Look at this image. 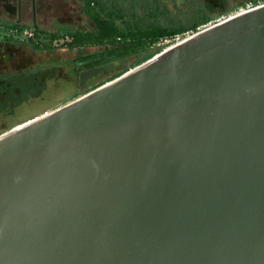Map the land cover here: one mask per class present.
Instances as JSON below:
<instances>
[{
	"label": "water",
	"instance_id": "1",
	"mask_svg": "<svg viewBox=\"0 0 264 264\" xmlns=\"http://www.w3.org/2000/svg\"><path fill=\"white\" fill-rule=\"evenodd\" d=\"M0 264H264V3L0 136Z\"/></svg>",
	"mask_w": 264,
	"mask_h": 264
},
{
	"label": "rangeland",
	"instance_id": "2",
	"mask_svg": "<svg viewBox=\"0 0 264 264\" xmlns=\"http://www.w3.org/2000/svg\"><path fill=\"white\" fill-rule=\"evenodd\" d=\"M205 1L208 4L212 3L210 6L215 10L211 13L213 19L202 28L264 3V0ZM147 2H150L157 11L171 12L174 15L186 9V0H147ZM218 3L229 8H218ZM87 4L86 0H0V20L17 21L28 28L37 25L49 33L88 29L93 25V15L100 14L101 10H99L100 6L97 7V4L92 3L93 8L90 10ZM2 33L14 34L15 37L25 39L30 35L31 30L17 33L3 29ZM184 36L188 37L189 34ZM184 36L178 35L160 44L171 46L184 39ZM99 50H101L99 47L74 49L59 47L51 51L39 52L32 50L26 43L13 42L8 45L1 42L0 75H13L0 83V91L22 92L20 95H12L10 102H20L23 96L28 97L19 105L0 109V136L77 99L83 92L116 74L129 63V61L116 62L92 69L82 66V70H77L81 65L76 61L77 57ZM22 71L29 73H16Z\"/></svg>",
	"mask_w": 264,
	"mask_h": 264
},
{
	"label": "trees",
	"instance_id": "3",
	"mask_svg": "<svg viewBox=\"0 0 264 264\" xmlns=\"http://www.w3.org/2000/svg\"><path fill=\"white\" fill-rule=\"evenodd\" d=\"M86 1L90 10L93 8L91 3L97 4V7L100 6L99 10H101L100 14L93 13V25L88 29L49 33L37 25L28 28L17 21L5 22L0 20V43H8V45L13 42L17 44L26 43L32 50L39 52L51 51L59 47L70 49L101 48L99 51L77 57L76 61L81 63L77 70L129 61L119 72L101 80L93 88L83 92L82 95H84L162 52L170 46V44L161 45L160 43L164 40L172 39L178 35H192L203 29L202 26L213 19L211 13L215 10L214 7L210 6L212 3L208 4L205 0H186V9L180 11L177 15L171 12L157 11L147 0ZM220 7L229 8L218 3V8ZM3 29L16 31L17 33L29 29L31 33L27 38L21 39L15 37L14 34H3ZM12 75H0V83L6 81ZM21 93L20 90L10 93L4 90L0 91V109L11 108L23 102L28 96H23L20 102L9 101L12 95H20Z\"/></svg>",
	"mask_w": 264,
	"mask_h": 264
}]
</instances>
